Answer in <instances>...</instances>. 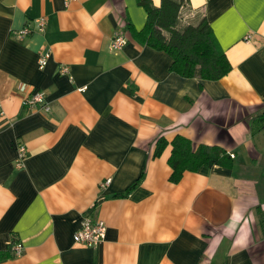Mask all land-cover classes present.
Listing matches in <instances>:
<instances>
[{
	"label": "crops",
	"instance_id": "1",
	"mask_svg": "<svg viewBox=\"0 0 264 264\" xmlns=\"http://www.w3.org/2000/svg\"><path fill=\"white\" fill-rule=\"evenodd\" d=\"M185 1L180 26L204 18L231 65L218 81L140 42L161 0H0V264H264V0ZM35 92L48 112L22 106ZM178 136L232 166L170 183ZM85 216L105 224L97 247L73 241Z\"/></svg>",
	"mask_w": 264,
	"mask_h": 264
},
{
	"label": "trees",
	"instance_id": "2",
	"mask_svg": "<svg viewBox=\"0 0 264 264\" xmlns=\"http://www.w3.org/2000/svg\"><path fill=\"white\" fill-rule=\"evenodd\" d=\"M185 5V0H161L159 8L145 4L147 21L138 32L140 42L167 54L172 60L170 71L180 77L218 81L231 71V65L204 18L195 25L180 26V11ZM124 33H129L128 25ZM255 119L264 125V111ZM167 145L159 138L153 158L161 156ZM167 163L171 169L169 182L177 184L186 172L196 173L201 167H231L232 159L219 147L200 145L194 149L188 139L178 136L171 142ZM135 186L129 187L125 194ZM15 244L12 240L7 247L10 249Z\"/></svg>",
	"mask_w": 264,
	"mask_h": 264
},
{
	"label": "built area",
	"instance_id": "3",
	"mask_svg": "<svg viewBox=\"0 0 264 264\" xmlns=\"http://www.w3.org/2000/svg\"><path fill=\"white\" fill-rule=\"evenodd\" d=\"M66 2H70L72 0H65ZM37 28L39 32H43L45 29L46 22L44 19L36 20ZM31 34V30L28 28H23L20 31L15 33V37L18 40H23L28 35ZM249 40V37H246V41ZM127 43L126 36L124 32L115 33L114 37L110 43L111 51L121 50ZM49 57L48 53L40 56L38 60V65L40 69H43L47 64V59ZM61 73L66 74V69H61ZM83 90V89H82ZM22 106L25 108H36L40 107L44 112H48L50 110L49 105L46 103L45 95L42 92H35L22 100ZM26 157V150L23 146H18L17 148V156L15 159V167L17 169L22 167L23 161ZM109 180L105 181L101 185V188L107 186L109 184ZM106 227L102 220L93 219L89 216H85L82 220L80 229L74 234L73 241L76 244L94 248L101 244L103 239L105 238ZM12 253L15 257H19L22 253L21 244L17 243L13 246Z\"/></svg>",
	"mask_w": 264,
	"mask_h": 264
}]
</instances>
